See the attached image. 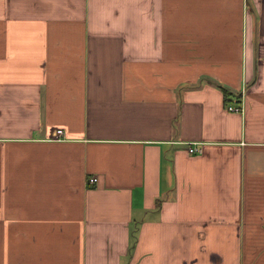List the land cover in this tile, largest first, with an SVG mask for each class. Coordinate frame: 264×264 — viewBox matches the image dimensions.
<instances>
[{
  "label": "crops",
  "instance_id": "obj_1",
  "mask_svg": "<svg viewBox=\"0 0 264 264\" xmlns=\"http://www.w3.org/2000/svg\"><path fill=\"white\" fill-rule=\"evenodd\" d=\"M0 264H264V0H0Z\"/></svg>",
  "mask_w": 264,
  "mask_h": 264
},
{
  "label": "built area",
  "instance_id": "obj_2",
  "mask_svg": "<svg viewBox=\"0 0 264 264\" xmlns=\"http://www.w3.org/2000/svg\"><path fill=\"white\" fill-rule=\"evenodd\" d=\"M227 107H228V110H230V111H240L241 110V106L234 105V104H228ZM57 133H58V135L61 136L63 134V131L58 130ZM199 150H200V148H198V147H189L190 153H196ZM97 181H98V177H96V176H91L90 178H88V183H90V184H95Z\"/></svg>",
  "mask_w": 264,
  "mask_h": 264
},
{
  "label": "trees",
  "instance_id": "obj_3",
  "mask_svg": "<svg viewBox=\"0 0 264 264\" xmlns=\"http://www.w3.org/2000/svg\"><path fill=\"white\" fill-rule=\"evenodd\" d=\"M239 99V97H237V100ZM239 101V100H238ZM229 98L226 99V104H229Z\"/></svg>",
  "mask_w": 264,
  "mask_h": 264
}]
</instances>
